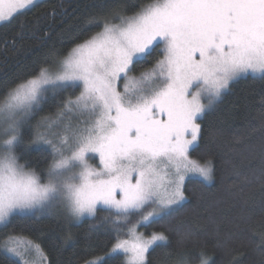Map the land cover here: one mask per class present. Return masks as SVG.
Masks as SVG:
<instances>
[{"label": "snow or ice", "instance_id": "snow-or-ice-1", "mask_svg": "<svg viewBox=\"0 0 264 264\" xmlns=\"http://www.w3.org/2000/svg\"><path fill=\"white\" fill-rule=\"evenodd\" d=\"M33 4L0 0V22ZM126 11L117 6L90 16L83 30L98 31L0 87V227L54 207L69 222L104 212L90 229L103 228L112 246L84 264L121 256V264H150L152 251L167 248L174 229L154 226L188 201V182L213 178L212 160L191 156L201 137L198 121L241 76L264 79V0H149ZM76 89L78 95L57 100ZM53 101L54 110L45 112ZM260 116L249 135L264 136V106ZM29 149L46 162L41 172L21 162ZM259 151L264 159V143ZM257 178L264 180V167ZM260 223L254 235L264 254ZM192 237L178 235L175 253H164L166 264H214L206 248L195 255L183 250ZM74 239L69 231L63 242ZM0 251L5 264H29L33 254L51 264L39 243L19 235L7 236Z\"/></svg>", "mask_w": 264, "mask_h": 264}, {"label": "trees", "instance_id": "trees-1", "mask_svg": "<svg viewBox=\"0 0 264 264\" xmlns=\"http://www.w3.org/2000/svg\"><path fill=\"white\" fill-rule=\"evenodd\" d=\"M149 0H41L22 14L0 24V87L26 79L50 52L66 53L98 28L85 21L113 7H126L132 14ZM135 5V7H133ZM115 22V21H114ZM145 65L144 67H147ZM138 67L133 74H138ZM78 89L75 90V92ZM73 93H63L57 100ZM56 102L45 105V112L54 110ZM264 106V79L251 74L241 76L230 85L214 110L201 118L199 146L191 153L201 161L211 159L214 173L211 183L200 179L187 183L188 201L166 217L155 230L171 227V243L158 247L149 254L150 264H166L165 252L176 251L179 234L191 232L186 252L193 255L201 248L213 258L214 264H229L236 257L238 264H261L264 254L258 250V237L264 220V180L257 178L264 167L259 147L264 136L259 132L249 135L251 127L261 123L260 109ZM38 113L32 123L43 115ZM29 138L25 133V141ZM19 151V149H18ZM41 172L46 162L29 149L22 153L21 162ZM239 174V175H237ZM249 177V181L243 178ZM96 220L69 222L63 215L17 216L0 227V244L9 235H19L39 243L51 264H83L85 260L104 255L112 244L103 228L93 231ZM71 231L74 241L63 242ZM151 231V230H150ZM222 244L223 247H217ZM240 254H243L242 258ZM119 257L111 264H121ZM0 264L5 254L0 251ZM198 264V262H197Z\"/></svg>", "mask_w": 264, "mask_h": 264}, {"label": "rangeland", "instance_id": "rangeland-1", "mask_svg": "<svg viewBox=\"0 0 264 264\" xmlns=\"http://www.w3.org/2000/svg\"><path fill=\"white\" fill-rule=\"evenodd\" d=\"M39 1H41V0H34V4H36V3H38ZM33 4V5H34ZM32 7V6H31ZM7 22V21H6ZM2 23H4V22H0V24H2ZM133 74V73H132ZM252 75V74H251ZM122 88H123V81H121V90H122ZM79 89L76 91V92H74V94H73V96H75V95H78L79 94ZM94 163H98V160L97 161H94ZM201 180V179H200ZM212 181V180H211ZM211 181H203V182H205V183H207V184H209V183H211ZM36 215H50V216H58V215H63L64 216V214H63V211L60 209V208H58V207H54V208H52V209H50L48 212H45V213H43V214H36ZM4 242V241H3ZM2 242V243H3ZM2 253H4L3 251H1ZM5 254V253H4ZM6 255V254H5ZM27 259L29 260V264H31V261L33 260V259H35L36 261H37V264H39V257H36L34 254L33 255H31V256H29V257H27ZM84 264V263H83Z\"/></svg>", "mask_w": 264, "mask_h": 264}]
</instances>
